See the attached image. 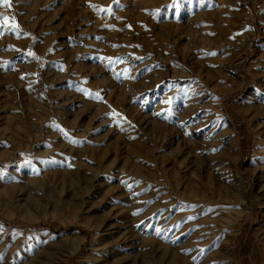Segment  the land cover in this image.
Wrapping results in <instances>:
<instances>
[{"label":"rangeland","instance_id":"1","mask_svg":"<svg viewBox=\"0 0 264 264\" xmlns=\"http://www.w3.org/2000/svg\"><path fill=\"white\" fill-rule=\"evenodd\" d=\"M10 5L0 264H264V0ZM193 182L219 211L180 223Z\"/></svg>","mask_w":264,"mask_h":264},{"label":"bare ground","instance_id":"2","mask_svg":"<svg viewBox=\"0 0 264 264\" xmlns=\"http://www.w3.org/2000/svg\"><path fill=\"white\" fill-rule=\"evenodd\" d=\"M242 108H244V107H242ZM46 117H48V115H43V116L40 117V119H39V125L43 122V120ZM224 137H226V139L228 140V146H229V148H227V149L225 148L221 154H222L223 157L228 158V157H230L233 154L232 150L230 151V147H233L234 142L232 140L231 134L228 131H225L224 132ZM260 160L263 162V159H260ZM188 186H189L188 187V192L186 193V196L184 197V200H185L184 202L186 203V212H184L182 214V216H180V217H182V219L179 218L180 219V221H179L180 223H183V222L185 224L186 223H190L191 222L190 221L191 220L190 218H192L193 215L196 214V211H202V210H205L206 209L207 212H212V215L215 214V213L217 214V212L219 211V210H217V208L220 207V206H218V205L215 204L214 195L212 194V191H209V190H207L204 187H198L195 182L188 183ZM220 189L221 190H219V192L222 193L223 196L225 197V201L224 202H227V204L230 203V205L232 207L235 206L234 202H237L238 200L242 199V191H243V188L241 186L239 187V191H241V193L238 196V199H235L234 198L233 200H231V198L229 197V195H230V192H232V191L234 192V189H232V191H231L229 185L228 186H222ZM162 220H164V219H162ZM163 224L160 223V226H162ZM187 227H188V225H184L183 226V229L185 230ZM166 239H167V236H166L165 233H163V235H162V241L158 242V246L161 249H163V252H164V250H166V245H164V242H165ZM257 243L258 242L255 241V246H253V248H252V254H251L252 256L258 251V244ZM100 253H101L102 257L105 258L104 257L105 256V251L104 252L102 251Z\"/></svg>","mask_w":264,"mask_h":264},{"label":"snow or ice","instance_id":"3","mask_svg":"<svg viewBox=\"0 0 264 264\" xmlns=\"http://www.w3.org/2000/svg\"><path fill=\"white\" fill-rule=\"evenodd\" d=\"M116 2H117V4H118V0H116ZM0 7L10 8V7H11V5H10V0H0ZM90 7H92L93 10H95V11H99V12H102V13H104V14H106V15H109V16L114 15V13L112 12V9H111L110 7H109V8H102V7L97 6V5H90ZM157 11H158V10H157ZM9 19H10V18H9L8 16L4 15L3 13H0V30H3V29H2V26H3L4 24H6V23L9 21ZM8 31H14V32H16V34H17L18 37H19V35H20L18 25L13 24L10 28H8ZM212 54H214V53H212ZM27 55L33 57L34 59L37 58V57L35 56V53H33V52H31V51H29V52L27 53ZM108 59H109V62H113V61H112V58H108ZM138 59H142V58H138ZM115 62H119V60L117 59ZM126 73H127V69L124 70V74H126ZM120 75H121V74L118 73V74H117V77L119 78ZM22 78H23V77H22ZM97 98H99V94H97ZM25 162H26V163H29V164L31 163L30 160H26ZM2 175H3V172H0V176H2Z\"/></svg>","mask_w":264,"mask_h":264},{"label":"trees","instance_id":"4","mask_svg":"<svg viewBox=\"0 0 264 264\" xmlns=\"http://www.w3.org/2000/svg\"><path fill=\"white\" fill-rule=\"evenodd\" d=\"M245 143H246V142H245ZM246 144H247V143H246ZM0 165H1V164H0ZM41 227H45V226H42V225H41Z\"/></svg>","mask_w":264,"mask_h":264}]
</instances>
